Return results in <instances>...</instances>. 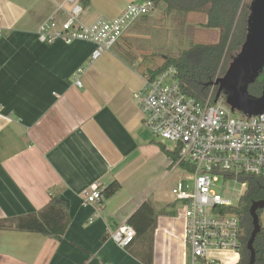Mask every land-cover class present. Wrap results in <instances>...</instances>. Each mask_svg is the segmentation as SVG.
I'll list each match as a JSON object with an SVG mask.
<instances>
[{"label":"crops","instance_id":"crops-1","mask_svg":"<svg viewBox=\"0 0 264 264\" xmlns=\"http://www.w3.org/2000/svg\"><path fill=\"white\" fill-rule=\"evenodd\" d=\"M141 1L91 0L82 21L115 19ZM70 8L66 0H0V219L36 213L53 194L71 217L62 241L0 231V264H144L111 234L146 201L165 211L152 264H190L185 206L172 194L185 179L136 104L144 56H135L127 32L95 62L92 43H41L40 27ZM114 181L122 188L112 198L84 202V191Z\"/></svg>","mask_w":264,"mask_h":264},{"label":"built area","instance_id":"built-area-1","mask_svg":"<svg viewBox=\"0 0 264 264\" xmlns=\"http://www.w3.org/2000/svg\"><path fill=\"white\" fill-rule=\"evenodd\" d=\"M71 8L64 15H54L38 30L41 43L58 41L92 43V62L110 52L132 24L151 15V0L128 4L115 19H99L91 24L82 21L84 7L79 0H66ZM63 11V6L60 7ZM84 69L76 72L75 83ZM147 129L163 142L173 144L177 152L173 166L182 168L185 181L177 183L172 194L185 206L186 240L190 248V264H221L210 257L213 251H233L241 255L242 221L231 199L217 192L219 183L241 176L264 179V113L247 117L232 112L222 96L217 103H202L186 95L177 70L169 68L154 79L144 77V86L136 96ZM247 187V184L242 183ZM222 188V187H221ZM86 204L102 200L99 187L83 192ZM264 229V219L260 221ZM136 231L123 224L112 231V240L126 249Z\"/></svg>","mask_w":264,"mask_h":264},{"label":"trees","instance_id":"trees-1","mask_svg":"<svg viewBox=\"0 0 264 264\" xmlns=\"http://www.w3.org/2000/svg\"><path fill=\"white\" fill-rule=\"evenodd\" d=\"M79 1L84 8L91 4V0ZM151 1L159 14L158 21L164 19L173 23L186 38L187 43L184 49L174 52L158 45L156 47L158 51L147 54L140 60L138 70L144 76L154 79L163 71L174 67L177 70V79L186 95L202 103L209 100L213 104L217 88L213 87L212 83L226 73L225 60L236 57L246 38L247 19L250 14L247 0ZM138 21L148 25L156 19L150 15L140 17L127 30V34L134 30L131 33L133 35L127 37L133 50V41L139 36L135 32ZM195 36L199 37V40H196ZM207 37H214V40H206ZM119 54L127 60L123 52ZM126 54L131 56L129 52ZM263 88L264 71L249 87V93L258 98L262 95ZM162 149L173 162L176 161V151L167 150L164 145ZM240 180L247 184V190L239 205L231 208L230 212L240 216L243 228V246L237 264H249L251 253L248 250V242L253 232L250 208L254 202L264 199V179L256 176H241ZM121 188V184L114 181L103 189L101 194L105 199H110ZM164 213L165 211L157 210L150 201H146L128 221V224L135 229L136 237L126 249L144 264H152L157 218ZM263 213L264 210L258 212L260 218ZM70 222L71 217L66 202L58 194H53L49 203L36 213L1 218L0 231L35 233L62 241ZM254 249L257 255L256 264H264V229L258 234Z\"/></svg>","mask_w":264,"mask_h":264},{"label":"water","instance_id":"water-1","mask_svg":"<svg viewBox=\"0 0 264 264\" xmlns=\"http://www.w3.org/2000/svg\"><path fill=\"white\" fill-rule=\"evenodd\" d=\"M249 10L246 38L240 52L232 60L224 76L212 83L217 88L214 103L224 96L232 112H239L247 117L264 113V88L258 98L249 93V87L264 71V0H251ZM260 210H264V199L254 202L250 208L253 232L248 242L251 253L249 264H256L254 243L262 230L258 214Z\"/></svg>","mask_w":264,"mask_h":264},{"label":"rangeland","instance_id":"rangeland-1","mask_svg":"<svg viewBox=\"0 0 264 264\" xmlns=\"http://www.w3.org/2000/svg\"><path fill=\"white\" fill-rule=\"evenodd\" d=\"M247 3L250 7L251 0H247ZM150 17H155L156 21L153 23H149L148 25L144 24L142 21H138L136 23L137 29L136 36L137 38L133 41L134 51L135 53L142 57L147 54L153 53L158 51L156 49L158 45H161L164 49L176 51L182 50L185 48V43H187L186 38L179 32L177 28H175L174 24L170 21H166L164 19L159 20V14L156 10L150 15ZM133 31L129 32L127 35H130ZM133 34H131L132 36ZM130 37V36H129ZM196 40H199V37H194ZM214 40V37H207L206 40ZM186 40V42H185ZM233 58L229 57L225 60V68L226 71L228 70L230 63L232 62ZM224 76V75H222ZM221 76V77H222ZM238 116H243L242 113H237ZM163 142V141H162ZM167 144L169 147H173V144L169 142H163ZM181 173V179L186 180L185 171L182 168H179ZM176 187V186H175ZM222 187V188H221ZM247 187L237 182L233 179H229L227 181H222L219 183V189L217 192L222 194L225 198L231 199L234 205H239L242 196L245 194ZM179 202V201H178ZM260 219H264V213L261 215ZM210 257L217 258L220 260L221 264H237L239 260V255L233 251H213L209 254Z\"/></svg>","mask_w":264,"mask_h":264}]
</instances>
